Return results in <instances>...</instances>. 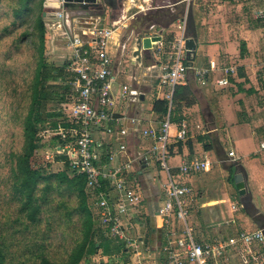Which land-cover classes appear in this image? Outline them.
I'll list each match as a JSON object with an SVG mask.
<instances>
[{
  "label": "crops",
  "instance_id": "crops-1",
  "mask_svg": "<svg viewBox=\"0 0 264 264\" xmlns=\"http://www.w3.org/2000/svg\"><path fill=\"white\" fill-rule=\"evenodd\" d=\"M175 1L133 0L130 4L127 2L125 14L120 10L111 11L101 19L83 16L72 18L71 23L75 28L85 27L92 22L99 26L118 25L119 27L109 42V51L112 57L111 69L115 95H118L123 87L131 91L125 105L118 104L116 110L123 111L127 117L137 120L134 125L126 124L129 128L125 139L126 155L129 158L142 157L153 145V141L143 138L139 130L159 128L167 117L175 125L184 119L189 123L191 132L184 142L176 143L173 129L170 131L168 149L170 156L168 163L175 174L177 167L193 159L207 163L205 171L180 179L183 185L191 189V193L185 198L189 211L188 221L185 219L186 226L197 242L208 241L215 237L225 239L241 230L258 229L256 223L264 227L263 209L256 206L260 210L259 214L253 219L248 214L247 217L241 207V197L231 182L232 166L242 165L247 173V189L252 194V199L257 203H264V148H261V144L264 143V22L251 18L253 22L244 23L237 18L234 23L229 24L225 21L219 27L210 21L216 16H212L211 13L206 15L201 10V7H207L205 0L194 1L197 47L193 62L190 64L194 68L210 69L208 82L206 85H200L193 71L187 70L184 81L178 86L187 87L185 91L188 90L190 93L188 100L192 101V104H187L180 98L174 104H170V107L168 103L166 114L156 113L152 110L153 104L155 101L165 100L164 95L167 91L158 86L157 67L166 63L173 51L175 40L181 35L184 37V30L178 29V23L184 18L178 19L169 26L174 13V8L171 6ZM247 2H252L254 8L264 6V0H257V6H254L256 4L253 0ZM235 3H238L237 0ZM93 11L96 12L95 9ZM71 23H67L69 30ZM45 26L49 27L48 24ZM147 26L155 27L151 33H158L163 28L167 29L162 32L161 41L153 44L151 57L145 61V67L138 71H128L125 61L130 50L128 41L130 32ZM56 28L60 31L61 38L62 32L68 30L66 24L58 25ZM234 39L240 42L237 43ZM60 40L62 53L65 54L61 66L64 73L63 80L68 89L69 75L65 71V66L69 50L65 46L64 39ZM227 67H232L234 72L225 74L224 69ZM219 79H227V84L218 85L216 80ZM180 97L185 96L183 94ZM194 125L202 126L205 132L196 130ZM112 143L117 145L115 142ZM205 146L209 147L208 150L204 149ZM227 147L228 149H225ZM230 151L233 152V158L228 157ZM224 165L227 167L224 168ZM135 174L141 184L143 207L145 205V208L149 209L148 205H153L152 216L156 231H160L158 257L154 261L156 264H164V247L170 230L174 229L180 234L184 226L176 219L166 223L155 214L164 199L160 183L165 176L158 164L149 158L141 160L135 166ZM222 178L224 182L220 180ZM220 184L222 187L219 188ZM85 192L88 196V204L93 209V200L86 187ZM231 205L236 206L237 210L231 209ZM260 214L262 219L258 220L256 217ZM136 220L127 226L125 232V236L133 241L131 245H128L124 239H114L121 241L123 251L133 254L134 258H130L132 261H128L127 264H141L139 245H143L144 242L143 238L133 236V225L138 222ZM226 221L229 223L226 224ZM257 248L264 249L260 245ZM237 251V249L227 251L219 264H241L242 258ZM101 252L102 249L94 255ZM103 259L106 264L107 256L103 255Z\"/></svg>",
  "mask_w": 264,
  "mask_h": 264
},
{
  "label": "built area",
  "instance_id": "built-area-1",
  "mask_svg": "<svg viewBox=\"0 0 264 264\" xmlns=\"http://www.w3.org/2000/svg\"><path fill=\"white\" fill-rule=\"evenodd\" d=\"M57 16L61 17L62 14L58 13ZM252 18L264 22V6L255 7ZM66 27L68 32L63 31L62 38L69 50L65 66L69 79L65 102L61 104L66 127L57 126L61 136L57 150L68 163L71 176L84 179L93 200L91 209L106 237L124 239L128 245L133 243L125 232L143 208V194L135 166L149 158L158 164L165 176L161 182L164 199L156 210L158 216L166 223L176 219L184 226L180 234L174 229L170 230L164 247V264H219L231 249L238 250L241 264H264V249L257 248L258 245L264 248L261 229L241 230L225 239L215 237L204 242L195 241L187 229L185 219L189 211L185 198L191 189L183 185L180 179L205 171L207 163L193 159L177 167L176 174L171 171L168 163L170 131L173 129L176 143L184 142L191 132L185 119L175 125L167 117L159 128L139 130L143 138L153 141V145L142 157L129 158L126 155L125 139L129 132L126 124L134 125L137 120L116 110V106L125 105L131 95L126 87L115 95L113 88L109 42L119 29L118 25L99 26L92 22L85 27L75 28L72 25L70 30L68 25ZM178 29L184 30V19L178 23ZM184 41L183 35L177 38L166 63L157 67L158 86L167 90L164 99L169 107L174 89L184 81L187 70L193 71L200 85L207 84L210 74V69L194 68L186 60ZM224 72L233 73L234 69L227 67ZM216 83L226 85L227 79L216 80ZM194 128L205 132L200 125H194ZM261 148H264V143ZM228 157L233 158V152H228ZM231 209L237 210L234 205H231Z\"/></svg>",
  "mask_w": 264,
  "mask_h": 264
},
{
  "label": "rangeland",
  "instance_id": "rangeland-1",
  "mask_svg": "<svg viewBox=\"0 0 264 264\" xmlns=\"http://www.w3.org/2000/svg\"><path fill=\"white\" fill-rule=\"evenodd\" d=\"M253 1L256 4L257 0ZM235 2L236 0H207V7H201V10L206 15L211 13L216 16L210 21L219 27L222 22L232 24L237 18L244 23L253 22L252 2ZM40 12L37 0H0V264H38L42 257L62 263L82 240L84 233L85 223L79 210V198L76 193L68 192L65 185L59 186L57 179L50 182L47 190L46 182L37 185L34 205L39 206V211L34 223L27 219L22 210L24 198L19 192L17 159L24 146V122L31 107L36 84L35 74L40 61L39 32L36 27ZM56 26L44 23L42 55L48 63L58 68L62 66L65 54L62 53V38ZM125 62L128 71L142 69H134L130 65L129 55ZM50 84H64V80H54ZM53 104L58 109L62 108V103ZM41 127L37 126L39 149L32 159L31 167L39 170L42 175L64 171L71 176L63 161L59 160L63 154L58 152V144L52 141L50 129L43 130ZM244 146L247 150L246 145ZM223 178L225 181V177ZM223 178L220 180L223 181ZM218 187H222V184ZM253 202L264 211V203H257L256 200ZM148 208L144 205L136 218L138 222L133 225V236L143 238L144 244L139 245L140 263L156 264L154 259L158 257L157 249L161 238L152 216L153 205H148ZM244 212L247 216L245 210ZM188 217L189 215L186 217L187 221ZM256 218L261 220L262 214ZM162 227L164 230V222ZM100 232L106 236L101 227ZM120 242L110 239L106 264H127L132 261L130 258H134L131 252L123 251ZM99 252L100 249L97 250ZM103 255L101 252L88 257L81 264H105Z\"/></svg>",
  "mask_w": 264,
  "mask_h": 264
},
{
  "label": "trees",
  "instance_id": "trees-1",
  "mask_svg": "<svg viewBox=\"0 0 264 264\" xmlns=\"http://www.w3.org/2000/svg\"><path fill=\"white\" fill-rule=\"evenodd\" d=\"M37 5L40 9V7H42V0H37ZM36 27L39 32L40 61L38 70L35 74L36 84L32 94L31 107L24 122V146L22 153L17 159L19 192L21 197L24 198L22 210L25 212L27 219L31 223H34L39 211V206L34 205V191H36L37 185L41 182L47 183L45 187L47 190L49 189L50 182H52L53 179H57L59 186L65 185L68 192L76 193L79 198V210L84 216L85 223L82 240L72 249L64 262L55 263L42 257L38 264H81L86 258L94 255L99 249H102L103 254L108 256L110 239L100 232L97 216L91 209V205L88 204V196L85 192V181L81 176H69L64 171L56 174L42 175L39 170L31 167L32 159L39 149L37 126H42L41 128L43 130L50 129L51 139L53 142H56L58 146H60L61 136L57 132V126L61 125L64 128L66 127L61 109L55 107L53 102L57 104H63L65 102L67 86L66 84H50L54 80L64 79V73L62 67L57 68L53 64L48 63L42 55L45 28L41 12L38 15ZM186 88L187 87L181 86L175 87L171 105L180 98L185 100L187 104H192V101L188 100L190 93L188 90L185 91ZM183 94L185 97H180V95ZM152 110L156 113L166 114L168 111V101H155ZM208 148L207 146L204 147L205 150H208ZM59 160L63 161L67 169L69 168L64 158Z\"/></svg>",
  "mask_w": 264,
  "mask_h": 264
},
{
  "label": "water",
  "instance_id": "water-1",
  "mask_svg": "<svg viewBox=\"0 0 264 264\" xmlns=\"http://www.w3.org/2000/svg\"><path fill=\"white\" fill-rule=\"evenodd\" d=\"M129 0H42L43 11L41 17L44 23H52L53 25H62L71 23L72 18L92 16L101 19L106 13L111 11H121L125 14V6ZM172 5V4H171ZM174 8L173 17L169 24H174L178 19L184 18V49L186 50V60L191 63L196 54L197 47V25L194 12V3H188L176 0L171 6ZM93 9L96 10L93 11ZM127 12V11H126ZM58 13L62 16L58 17ZM78 19V18H77ZM124 19V17H123ZM72 24V23H71ZM167 26V27H169ZM155 29L154 26H147L139 30L130 32L128 41L130 43L129 57L130 65L135 68H144L145 61L151 57L152 46L161 41V31L151 33ZM232 182L237 194L241 197V207L252 219L259 214L260 210L253 202L252 194L247 189V173L244 167L240 164H234ZM156 216L158 212L156 211ZM258 229L262 230L264 237L263 226L256 223Z\"/></svg>",
  "mask_w": 264,
  "mask_h": 264
},
{
  "label": "flooded vegetation",
  "instance_id": "flooded-vegetation-1",
  "mask_svg": "<svg viewBox=\"0 0 264 264\" xmlns=\"http://www.w3.org/2000/svg\"><path fill=\"white\" fill-rule=\"evenodd\" d=\"M40 11H41V13H42V11H43V8H42V7H40Z\"/></svg>",
  "mask_w": 264,
  "mask_h": 264
},
{
  "label": "bare ground",
  "instance_id": "bare-ground-1",
  "mask_svg": "<svg viewBox=\"0 0 264 264\" xmlns=\"http://www.w3.org/2000/svg\"><path fill=\"white\" fill-rule=\"evenodd\" d=\"M131 2H133V0Z\"/></svg>",
  "mask_w": 264,
  "mask_h": 264
}]
</instances>
